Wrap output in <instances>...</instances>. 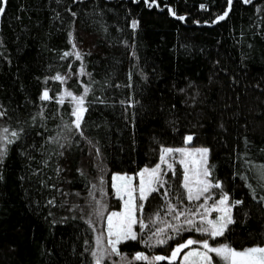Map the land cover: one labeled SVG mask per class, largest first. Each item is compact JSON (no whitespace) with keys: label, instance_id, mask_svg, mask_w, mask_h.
Instances as JSON below:
<instances>
[{"label":"trees","instance_id":"16d2710c","mask_svg":"<svg viewBox=\"0 0 264 264\" xmlns=\"http://www.w3.org/2000/svg\"><path fill=\"white\" fill-rule=\"evenodd\" d=\"M0 7V264H93L90 206L104 202V186L110 196L111 174L153 165L188 134L209 149L210 179L222 184L214 195L242 201L214 240L264 246V0ZM64 88L84 96L79 130L70 101L60 103ZM158 189L145 214L159 227L168 205L185 200L180 173ZM147 234L118 244L129 264H170L134 257L167 255L191 236L185 230L159 244Z\"/></svg>","mask_w":264,"mask_h":264},{"label":"rangeland","instance_id":"374dc122","mask_svg":"<svg viewBox=\"0 0 264 264\" xmlns=\"http://www.w3.org/2000/svg\"><path fill=\"white\" fill-rule=\"evenodd\" d=\"M71 92L72 96H68L67 93ZM60 98L68 99L72 105V111H75L78 107L77 101L73 99V97H78L81 95L75 94L72 90H68L67 88H64L61 90L59 94ZM83 107V105H82ZM76 119V117L74 116ZM188 136H192L190 134L185 136V140L183 145L180 146H164L161 151L160 155L158 157V160L153 165L145 166L141 169H139L137 172L129 173V172H114L111 174L110 179V190L111 193L110 196L107 195L104 189H101V186H98V189H101L102 196L104 199V202L102 204L100 203L97 205L96 209L94 210V207L90 206L91 211H93V215L91 219L94 218V221L92 222V232H93V242L91 247V256L93 260V264H96L97 258L100 259L101 264H129L130 258L126 255L119 252V255H117L115 252L112 251V245L109 244V235H108V223L107 218L111 216L112 213H125L126 207H125V201H129V207H132L133 205L136 208L135 211V217L139 221L138 223H135L132 225V231L136 233L137 235L140 233H149L147 234V237L152 234V236L155 238V243H157L158 239H165L169 237L172 234H178L181 233V231H187L191 236L187 237V239H184L181 242H178L174 244V246L169 250L168 254H143L148 259L151 260L153 257L156 256H165L168 257L171 255L172 249L176 248L178 244L186 242L188 239H192L195 241L202 242L204 240H207L209 242V245L211 247H219L220 245H224L225 243L219 242L217 243L214 238L208 233H202L195 231L194 228H190L189 225L185 223L186 220H192L194 221L195 225L197 227H203L206 226L205 224L201 223V218L205 215H207L208 219L212 220H219V218L223 215V213L214 210V204L215 207H222L217 202L221 198V196L216 197L213 193V189H210L209 193H205L204 196H201L199 200H188L187 199V189L184 188L185 191V200H181L180 207H177L178 205H168V210L166 211V217L163 218V222H165L161 226H157V224H154V219H148L145 214V200L141 199L140 197V183H141V176L140 173L143 172L145 169H153L158 164L160 165L161 169V181L162 183H154L152 187L159 188L164 182L165 177L168 173L174 174V173H180L181 175V184L183 186L184 184V176L185 173H187L189 177V183L193 187V191H195L196 185L195 181L197 179L196 173L198 171H202V167L198 162L202 160V154L199 152H196V149H202L207 148L205 145H192L191 141H188L186 138ZM165 148H171V149H185V153L180 152H172L165 156V162L161 161V155L163 154V149ZM209 154V152H208ZM208 154L206 157V161H208ZM181 160H184L187 164V167H185V164L181 163ZM171 164L172 168H169L168 165ZM206 166L208 167L207 163ZM120 177H123L124 179H119ZM130 178V179H129ZM200 179H203L201 176ZM210 179V177H209ZM143 180L145 182V194L148 197L152 192L149 193V175L148 173L144 174ZM102 182V181H101ZM130 183V189L126 186H128ZM98 185V184H97ZM96 185V186H97ZM95 186V187H96ZM119 189V191H118ZM129 190H131V198L129 196ZM108 196V197H107ZM211 196L210 199H206V197ZM106 199V202H105ZM109 200V201H108ZM113 201V203H111ZM107 202H110L111 206L115 205V207H110V205H106ZM142 205V211L140 210V206ZM203 205V207H201ZM109 206V207H108ZM228 207H230V215L232 217V207L230 203L228 202ZM179 208V209H178ZM183 213V214H181ZM179 217L178 219L176 217ZM113 223H116L119 219L118 217H113ZM143 225V226H142ZM171 226V227H170ZM177 228H179V232H177ZM158 229H164V232L158 233L154 235V233H157ZM196 233L194 235V233ZM159 236V237H157ZM181 238V236H180ZM183 238V237H182ZM112 240H115L116 237L112 236ZM122 241V240H121ZM254 247V246H252ZM118 248V245H117ZM193 248H199L201 251H205L203 248L202 243H197L194 245H190L188 248H185L181 250V252L178 255V258L176 261L173 260H167L170 264H184V254L187 252H190ZM250 248V247H247ZM245 249V248H243ZM242 250V249H237ZM93 253H96L94 256ZM209 255L212 257L213 264H226L225 261H222L220 257H218L215 253H209Z\"/></svg>","mask_w":264,"mask_h":264},{"label":"snow or ice","instance_id":"6c2138e0","mask_svg":"<svg viewBox=\"0 0 264 264\" xmlns=\"http://www.w3.org/2000/svg\"><path fill=\"white\" fill-rule=\"evenodd\" d=\"M0 2L6 4L7 0H0ZM232 0H228L229 8L231 7ZM245 3H251V0H244ZM4 12V8L0 7V13ZM73 15H75L73 13ZM175 15V13H173ZM228 11H225L223 15L219 17L220 20L225 19L227 17ZM180 19H183V17H180ZM137 22H133L132 27H136ZM65 56L71 55V53H65ZM76 56L78 59H80V54L76 53ZM56 80H61L62 77L57 75L54 77ZM85 94H87L88 89L85 87L84 89ZM68 96H72L71 92L67 93ZM42 99L48 100L50 99L48 91H45L43 93ZM74 100L77 101V109L72 112V115L76 117L74 121V126L77 130L80 129V121L82 119V112L86 109H83L82 105L84 103V96H78L73 97ZM60 103H63V98H61ZM4 113L0 112V116H2ZM5 132H7V129H4ZM82 134V133H81ZM17 133L13 132L12 136H16ZM188 141H191L193 139L192 136H188L186 138ZM11 143V141H9ZM98 151V150H97ZM180 152L185 153V149H171V148H165L163 149V154L161 155V161L166 163L165 156L172 152ZM196 152H199L202 154V160L198 162L200 166L202 167V171H198L196 173L197 179L195 181V191H193V187L189 183V177L187 173H185L184 176V184L183 187L187 189V199L188 200H199L201 196H204L205 193H209L210 189L213 188H222V184L218 181L213 182V180L209 179V177L212 176L211 169L206 166V157L209 152V149L202 148V149H196ZM182 164H185V167H187V164L184 160H181ZM169 168H172V165H168ZM260 169L259 172V182L262 187H264V165L257 166ZM148 173L149 175V193L158 191L159 189L156 187H152L154 183H162L160 177H161V169L160 165L158 164L153 169H145L143 172L140 173L141 176V183H140V197L141 199H146L147 196L145 194V182L143 180L144 174ZM203 177V179H200V177ZM119 179H124L123 177H120ZM130 179V178H129ZM246 179V177H245ZM249 188L255 193V189H252L251 185H248ZM130 189V183L128 186H126ZM119 191V189H118ZM129 196L131 198V190H129ZM211 196L206 197V199H210ZM261 201H264V197L260 198ZM230 200L228 193H222L221 198L217 202L222 207H215L214 204V210L219 211L223 213V215L219 218V220H212L208 219L207 215L203 216L201 218V223L205 224L206 226L203 227H197L192 220H186L185 223L190 226V228H194L195 231L202 232V233H208L212 237H219L223 236L228 225L234 223V220L232 219L230 213V207H228V202ZM242 201H234L231 205V207H234L235 205L241 204ZM125 207L126 212L125 213H112L111 216L107 218L108 223V235H109V244L112 245V251L115 252L117 255H119V249L117 248V245L121 242V240H136L137 234L132 231V225L135 223H138L139 221L135 217V211L136 208L133 205L132 207H129V201H125ZM175 207V206H173ZM203 207V205H201ZM140 210L142 211V205L140 206ZM183 214V213H181ZM113 217H118L116 223H113ZM179 218L178 216L176 217ZM143 226V225H142ZM171 227V226H170ZM177 232H179V228L176 229ZM164 232V229H158L157 233H154V235ZM115 236L116 239L112 240L111 237ZM172 237H167L165 239H158L157 243L159 244H165L167 243V239H171ZM197 243H202L203 248L205 251H201L199 248H193L190 252H187L184 254V264H213L212 257L209 255V253H215L218 257L221 258L222 261H225L226 264H264V246H254L250 248H245L242 250H237L235 248H232L231 246L224 244L220 245L219 247H211L209 245V242L207 240H204L202 242L195 241L192 239H188L186 242L178 244L176 248L172 251L171 255L168 257L165 256H156L153 257L154 260L162 261V260H175L177 259L179 253L181 250L188 248L190 245H194ZM95 256L96 253H93ZM137 260H146L148 259L146 256L143 255V253H137L134 257ZM96 264H101V261L99 258H97Z\"/></svg>","mask_w":264,"mask_h":264},{"label":"water","instance_id":"95a60500","mask_svg":"<svg viewBox=\"0 0 264 264\" xmlns=\"http://www.w3.org/2000/svg\"><path fill=\"white\" fill-rule=\"evenodd\" d=\"M175 249V248H174ZM174 249H172V251L174 250ZM172 251H171V253H172ZM178 258V257H177ZM177 259H175V260H173V261H176Z\"/></svg>","mask_w":264,"mask_h":264}]
</instances>
